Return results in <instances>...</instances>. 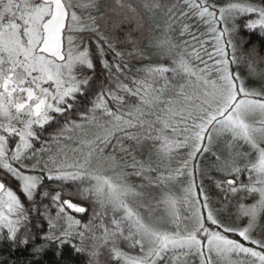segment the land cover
Segmentation results:
<instances>
[{
    "label": "snow or ice",
    "instance_id": "obj_1",
    "mask_svg": "<svg viewBox=\"0 0 264 264\" xmlns=\"http://www.w3.org/2000/svg\"><path fill=\"white\" fill-rule=\"evenodd\" d=\"M242 17L264 33V0H0V243L264 264V39Z\"/></svg>",
    "mask_w": 264,
    "mask_h": 264
},
{
    "label": "trees",
    "instance_id": "obj_2",
    "mask_svg": "<svg viewBox=\"0 0 264 264\" xmlns=\"http://www.w3.org/2000/svg\"><path fill=\"white\" fill-rule=\"evenodd\" d=\"M221 2H223V0H221ZM246 19L247 17H242L237 21V23L241 25L240 36L244 37L246 40H249V43L245 45V48H251L253 45L259 48L262 39H264V33H260L259 30H256L253 33L244 30L243 24L245 23ZM161 20V14H156L152 22L160 23ZM260 55L264 56V49H260ZM258 69H264V64H260ZM242 70L243 69L241 68V73ZM242 75L246 76V74L243 73ZM51 131L52 129H49V132ZM45 135H47V133ZM50 186L57 187L55 183H52ZM54 252L55 246H53L51 250L41 257L39 264H57V257L53 255ZM28 261H33V264H36V261L30 255L29 249H13L7 243H0V264H27ZM60 264H84V258L74 255L71 247L65 246L64 254L60 260Z\"/></svg>",
    "mask_w": 264,
    "mask_h": 264
},
{
    "label": "rangeland",
    "instance_id": "obj_3",
    "mask_svg": "<svg viewBox=\"0 0 264 264\" xmlns=\"http://www.w3.org/2000/svg\"><path fill=\"white\" fill-rule=\"evenodd\" d=\"M209 2H213V0H212V1L209 0ZM242 69H243V70H242V73L247 75V71H248V70H247V67H246V66H243ZM242 73H241V74H242ZM54 150H55V149H54ZM9 183L11 184L12 187H15V181H9ZM86 206H87V205H86ZM91 215H92L91 208H89V212L87 213V215H85V216H82V215H81V216H79V217H78V215H77V219H83V220L86 222L87 219H88Z\"/></svg>",
    "mask_w": 264,
    "mask_h": 264
},
{
    "label": "water",
    "instance_id": "obj_4",
    "mask_svg": "<svg viewBox=\"0 0 264 264\" xmlns=\"http://www.w3.org/2000/svg\"><path fill=\"white\" fill-rule=\"evenodd\" d=\"M85 206H86V205H85ZM77 215H78V216H81V215H82V216H85L84 214H77Z\"/></svg>",
    "mask_w": 264,
    "mask_h": 264
}]
</instances>
